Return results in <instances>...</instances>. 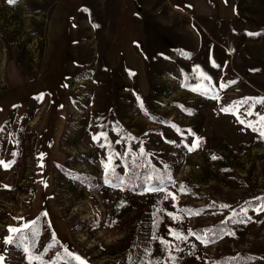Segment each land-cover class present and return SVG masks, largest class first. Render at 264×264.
<instances>
[{
	"label": "rangeland",
	"instance_id": "obj_1",
	"mask_svg": "<svg viewBox=\"0 0 264 264\" xmlns=\"http://www.w3.org/2000/svg\"><path fill=\"white\" fill-rule=\"evenodd\" d=\"M99 1L0 0L3 264H264V136L221 110L264 130V0H137L139 61L101 40Z\"/></svg>",
	"mask_w": 264,
	"mask_h": 264
},
{
	"label": "crops",
	"instance_id": "obj_2",
	"mask_svg": "<svg viewBox=\"0 0 264 264\" xmlns=\"http://www.w3.org/2000/svg\"><path fill=\"white\" fill-rule=\"evenodd\" d=\"M166 1L172 11L176 10L190 16L200 15V17L226 15L230 12L232 3V0L231 3L230 0H219L215 6L211 0L210 3L207 0ZM99 2L101 15L96 14L93 23L98 25L96 27L98 33H104L101 40L111 41V46L118 47L120 51L123 50L130 59L135 58L139 61L143 55L136 46L141 45L137 39L143 18L139 17L137 0H100Z\"/></svg>",
	"mask_w": 264,
	"mask_h": 264
},
{
	"label": "snow or ice",
	"instance_id": "obj_3",
	"mask_svg": "<svg viewBox=\"0 0 264 264\" xmlns=\"http://www.w3.org/2000/svg\"><path fill=\"white\" fill-rule=\"evenodd\" d=\"M9 3H15L16 0H8ZM94 27H98V25H94ZM248 35H258V34H253V33H249ZM201 75V79H209V77L205 76L203 73L200 74ZM194 91H196L197 89H193ZM206 89L202 92V94H206ZM213 98H216V97H213ZM248 101L247 99L240 102L242 104H246ZM255 103H260V104H264V98H260L258 100L255 101ZM142 106V105H141ZM254 107V105L252 106ZM223 112H231L233 115H236L237 116V119L239 120V122L241 124H246V126L250 127L253 129V131H260V134L262 136H264V130H260V129H257L253 124L252 122L250 121H245L243 119H239V104L237 105V107L235 109L233 108H223L221 109ZM245 115H257L259 117L258 119V123H264V115H260L259 113H254L251 108L249 109V111L247 113H245ZM103 135V134H102ZM99 137H96L95 139H98ZM105 139H106V136H105ZM201 138H197V142L193 143L190 147H189V151H193L195 150L196 148H198L200 146V143H199V140ZM141 154L143 155V152H141ZM213 159H217V157L213 156L212 157ZM14 163V162H12ZM111 163H112V156H109L108 157V160L107 162L104 163V167H105V173H106V177L107 176H115V168L114 167H111ZM0 165H3L5 168H8L10 167V163L9 162H4V161H0ZM151 178V177H149ZM109 183H111V181H109ZM7 187V186H5ZM163 189L161 188H150L149 191H162ZM175 195L172 194V199H175ZM222 207H228L227 205H222ZM256 211L258 213L260 212H264V204H262L258 209H256ZM198 214V213H197ZM44 215H47V213H45ZM171 215V214H169ZM174 219H179V217H173ZM35 226V221L31 222V224L29 223H25L23 225V228H9V232L10 233H16L17 236H16V240H24L26 239L25 237V231H31L32 228ZM232 235H234V233H231ZM174 235L176 236L177 239H183V237L179 234V233H174ZM14 242V238L12 236H9L5 243H8V244H11ZM163 243V241H162ZM27 250V249H26ZM65 252L68 256H70L72 259H74L75 261L78 262V264H87V261L84 260L83 258H81L80 256L76 255V254H73V253H70L68 252L67 249H65ZM30 259H35V260H41V257L39 256H36V257H30ZM3 260H4V257L3 256H0V264H3Z\"/></svg>",
	"mask_w": 264,
	"mask_h": 264
},
{
	"label": "trees",
	"instance_id": "obj_4",
	"mask_svg": "<svg viewBox=\"0 0 264 264\" xmlns=\"http://www.w3.org/2000/svg\"><path fill=\"white\" fill-rule=\"evenodd\" d=\"M134 182L136 183V185H140V182H142V179L140 180V179H136V180H134Z\"/></svg>",
	"mask_w": 264,
	"mask_h": 264
}]
</instances>
